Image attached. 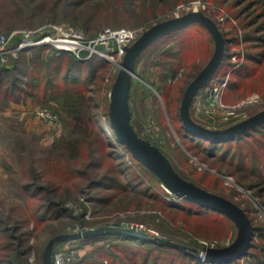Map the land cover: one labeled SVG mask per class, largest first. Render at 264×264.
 <instances>
[{
    "label": "rangeland",
    "instance_id": "1",
    "mask_svg": "<svg viewBox=\"0 0 264 264\" xmlns=\"http://www.w3.org/2000/svg\"><path fill=\"white\" fill-rule=\"evenodd\" d=\"M249 1L186 0L173 6L167 3L161 9L148 3L118 6L106 0H0V34L7 37V47H12L25 31H41L57 24L78 27L88 37L105 28H140L142 33L158 21L193 9L202 11L226 40L223 61L211 78L225 82L221 89L223 107L214 114L190 107V116L207 128L222 129L264 108V43L257 38L264 34V30H257L264 21V8ZM212 51L213 41L198 23L163 34L148 45L137 59L131 81V124L138 136L159 148L181 177L231 200L247 213L252 225L264 226V204L260 202L264 191L257 195V186L252 185L257 178L251 171L253 165L261 173L264 170V127L246 136L223 139L210 154L207 140L187 134L179 117L184 88ZM9 56L0 55V60ZM170 69L176 70L175 75L170 76ZM118 70V65L106 64L99 79L83 84L92 90L85 95L98 97L90 102L93 106L89 111L95 119L84 123L67 115L69 100L46 99L36 88L19 103L25 106L27 101L26 110L16 111L11 106L14 103L0 104V162L4 165L0 260L9 259L21 248L19 261L42 264L41 254L51 237L106 226L142 224L149 237L169 239L198 254L204 247L227 246L236 237V226L223 215L208 211L193 217L170 208L165 202L177 199L165 191L155 174L137 165L113 140L111 130L104 125L105 108L107 112L110 86ZM163 73L168 75L165 91L157 88ZM85 76L83 71L79 82ZM42 107L54 113L55 121L46 124L35 117L34 111ZM72 138L78 141L75 159L68 157L64 146ZM239 162L242 168L235 170ZM117 163L142 184L126 192L107 182L92 184L104 175L113 177ZM33 182L47 190H32L33 196L26 188ZM136 189L141 192L136 193ZM66 190L69 196L64 202L45 214L43 204L57 201ZM258 235L253 234L251 241L260 250L264 239ZM131 243L135 242L113 235L63 241L53 247L51 261L58 250L72 245L77 249L74 264H97L101 259L113 264L111 257L121 258L120 248Z\"/></svg>",
    "mask_w": 264,
    "mask_h": 264
},
{
    "label": "trees",
    "instance_id": "2",
    "mask_svg": "<svg viewBox=\"0 0 264 264\" xmlns=\"http://www.w3.org/2000/svg\"><path fill=\"white\" fill-rule=\"evenodd\" d=\"M183 1L186 0H106V2L115 3L118 6L125 4V2L128 5H133L134 7H136L135 4L137 5L138 3H140L141 5H145L148 3L151 6L160 5L162 7L161 9H164L163 7L167 3H170L169 6H173ZM95 4L96 3H94V6ZM249 4L257 5L259 7L261 6L264 8V0H250ZM198 25L205 29L203 25ZM258 29L264 30V21L259 25V27H257V30ZM257 38H259L264 43V34L258 36ZM43 47L44 46H38L29 49H23L18 51V55L16 56H9V60H0L1 106L5 107L11 103H21L23 99L33 95V89L36 88L40 90L41 94L46 99H61L65 101L66 99L69 100V104L65 107L66 113L68 116H72L73 119L75 118L76 123H84L87 120H94V114L89 111L91 109V106H93V104L91 105L90 102L93 103L94 101H97L98 97L92 95H85L87 92L88 94L91 93L92 90L87 89V86L85 87L83 84L88 85L89 83L93 82L95 78L99 79L100 72L102 71L104 65H106L107 63L95 56H92L91 58L82 61L76 58L71 53H56L50 49L46 50ZM20 58L23 59L22 63ZM245 68L247 67H242V70ZM83 71H85L86 76L82 79V82H79V78L80 76H82ZM96 72H99L97 77H95ZM175 72L176 70L171 71L170 69V76L175 75ZM166 74L167 73H163V75H161L160 77L161 83L159 84V86H157L159 90L165 91L167 89L166 80L168 75ZM69 88H71L72 91H69ZM3 107L1 108L3 109ZM105 115L106 121L104 125L109 128L106 108ZM261 127H264V122L242 134L237 135V137L246 136L251 132H259ZM76 130L78 131V128ZM74 132L75 131H73V133ZM111 132L113 140L118 144V146H121L123 150L128 154V157L133 160L137 165H141L139 162H137L131 157L124 145L117 141L112 130ZM186 133L191 134L196 138L203 139L198 135L190 133L187 130ZM230 139L231 138L224 140ZM224 140L214 141L207 139L208 143L206 147L211 148L210 154H213L214 151L217 149V144ZM77 145L78 141H76V139L72 138L65 141V150L68 152V157H70V159H75L78 156L79 149ZM226 153L227 152H224L222 154ZM221 160L224 161V156L221 157ZM120 165V163L114 165V168L116 169V174H114L113 177L104 175L103 177L97 178L92 181V184L95 186H99L102 182H107L108 185L110 184V186H114L118 189L120 188L125 192L129 188H138V186L142 184V182L135 181V178L133 176L130 177L131 173L128 172V168H121ZM241 168L242 163L239 162V166H237L235 170H241ZM251 171L257 178H255L256 180L252 185L255 187L257 186L256 193L257 195L262 196V193L264 191V170L263 173H261L260 171H257V168L253 165ZM32 175L33 178H36L34 171L32 172ZM26 188H29L31 190V193L32 190H35L37 193L47 190L45 187L40 186L34 182L26 185ZM65 192L67 193L57 201L50 200L48 204H43L46 212L45 214L49 212L50 207H53L55 205L60 206L64 202V200L69 196V192L67 190ZM138 192L141 191L137 190L136 193ZM32 194L34 196L35 192ZM173 198H176L177 200L174 202L168 201L165 203L169 205L170 208H173L180 212H184L187 215H192L193 217H196V215L207 213L208 211L223 215L222 213L213 209L206 208L204 206L189 201H185L175 196ZM260 202L264 204V196L262 197ZM35 212L37 214L38 211L35 209L34 213ZM223 216L226 217L225 215ZM42 218L43 215H40L39 219ZM0 224H3V220H0ZM253 234H259L258 236L264 239V226L258 224L253 225ZM108 235L120 236L132 242H135L121 247L120 251L122 253V257H111L112 262H110L109 260V262L113 264H207L201 261L199 256H197L198 253L193 251V249H186L174 246L171 243L173 241L161 237L153 236L150 238H142L132 237L122 233H107L102 235L89 236L86 238H99ZM144 245H150L151 247H144ZM18 246H20V243H18ZM6 247L9 248L10 246ZM128 249L130 250V253ZM20 250L21 248L19 250H15L12 255L14 256V259H10L12 258V256L9 259H6L5 257L4 259L0 260V264H24V262L19 261ZM97 264H102V259ZM224 264H264V244L262 247H260L259 250V248L256 247L255 242L251 241L246 254L234 260L228 261Z\"/></svg>",
    "mask_w": 264,
    "mask_h": 264
},
{
    "label": "water",
    "instance_id": "3",
    "mask_svg": "<svg viewBox=\"0 0 264 264\" xmlns=\"http://www.w3.org/2000/svg\"><path fill=\"white\" fill-rule=\"evenodd\" d=\"M191 23H198L206 28L213 41V51L207 62L184 88L179 104V117L182 126L190 133L203 139L215 141L237 136L264 122V108L222 129L207 128L191 118V101L197 91L207 84L221 65L225 55L226 43L217 24L209 16L202 11L191 10L152 24L131 44L124 47L119 70L109 90L108 125L117 141L124 145L131 157L155 174L161 185L175 197L218 211L234 223L237 231L231 244L219 248L204 247L198 254L203 262L225 263L244 255L249 248L253 236V225L247 213L224 196L208 191L181 177L158 147L137 135L130 120L129 91L139 55L163 34ZM107 233H122L132 237L150 238L143 231L121 226H106L83 232L60 233L51 237L45 244L41 254L42 264H51V254L55 244ZM171 243L174 246L187 249L182 244Z\"/></svg>",
    "mask_w": 264,
    "mask_h": 264
},
{
    "label": "built area",
    "instance_id": "4",
    "mask_svg": "<svg viewBox=\"0 0 264 264\" xmlns=\"http://www.w3.org/2000/svg\"><path fill=\"white\" fill-rule=\"evenodd\" d=\"M140 33V28H105L93 37H88L78 27L70 24H57L41 31H25L17 44L12 47H7V37L0 34V55L11 54L14 57L20 50L46 46L56 53H71L82 61L95 56L107 64L119 66L124 54V47L131 44ZM223 86H225L224 81L210 79L208 84L194 95L190 107L197 111L205 110L207 113L214 114L223 107L221 103ZM34 115L39 121L46 124L55 121L54 113L46 107L37 108ZM208 116L212 118L211 115ZM165 191L174 197L167 189ZM129 228L146 231L142 224H131ZM76 258L77 249L70 245L58 250L54 254L51 264H74ZM102 264L107 263L104 261Z\"/></svg>",
    "mask_w": 264,
    "mask_h": 264
},
{
    "label": "crops",
    "instance_id": "5",
    "mask_svg": "<svg viewBox=\"0 0 264 264\" xmlns=\"http://www.w3.org/2000/svg\"><path fill=\"white\" fill-rule=\"evenodd\" d=\"M12 108L14 107L16 109V111H23L26 110V106H27V101L25 103V106L22 104H13L11 105ZM4 176V165L1 164L0 162V179Z\"/></svg>",
    "mask_w": 264,
    "mask_h": 264
}]
</instances>
